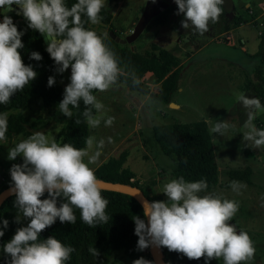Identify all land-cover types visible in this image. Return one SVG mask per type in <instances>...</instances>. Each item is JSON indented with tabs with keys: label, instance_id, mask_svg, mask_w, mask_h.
Returning a JSON list of instances; mask_svg holds the SVG:
<instances>
[{
	"label": "clouds",
	"instance_id": "9594fccd",
	"mask_svg": "<svg viewBox=\"0 0 264 264\" xmlns=\"http://www.w3.org/2000/svg\"><path fill=\"white\" fill-rule=\"evenodd\" d=\"M155 2V0H153ZM225 0H175L178 14H183L181 26L194 29L200 35L209 31L224 13ZM13 5L16 8H13ZM105 0H76L70 7L66 0H0V104H8L11 97L22 91L37 73L31 65H25L19 49L24 47L18 30L8 12L17 11L27 21L30 29L38 31L47 43L46 51L63 73L71 69L70 82L65 86L60 112L68 118L72 109L84 104L83 118L88 128L97 129L114 124L115 117L107 115L105 105L93 94L106 92L118 83L122 74L119 60L96 30L85 27L87 18L93 25L103 20L100 15ZM30 58L41 60L40 53L33 51ZM139 84L138 79L133 80ZM55 78L49 76L47 85L53 86ZM247 112L243 123V139L255 148L264 147V129L257 128L254 120L262 109L257 97L245 94L238 97ZM71 106V107H70ZM9 112H0V141L7 142ZM81 123L79 119L75 121ZM229 124L217 121L211 131L224 135ZM111 137L107 143H113ZM86 147L76 148L70 143H59L55 136L36 131L14 142L8 149V159L23 158V163L10 168L11 191L15 194L17 208L15 221L27 219V226L16 229L12 238L3 244V252L10 257L8 264H66L75 249L54 236L41 239L40 234L53 225L76 223L74 208L80 210L82 221L90 227L106 224L108 199L102 196V183L91 165L98 164L106 141L89 135ZM87 158V159H85ZM246 185L232 181L231 188L239 192ZM206 179L187 181L183 176L172 178L164 184L166 200L142 201L143 216H134V233L138 237L137 248L166 247L182 253L189 260L221 259L223 264H244L253 261L255 246L250 235L237 230L229 223L239 209V202L225 198L223 194L207 191ZM47 193V198L41 199ZM58 198L60 203L58 206ZM0 237L8 220L2 221ZM94 256L98 250L90 249ZM132 264H153L143 257Z\"/></svg>",
	"mask_w": 264,
	"mask_h": 264
},
{
	"label": "rangeland",
	"instance_id": "374dc122",
	"mask_svg": "<svg viewBox=\"0 0 264 264\" xmlns=\"http://www.w3.org/2000/svg\"><path fill=\"white\" fill-rule=\"evenodd\" d=\"M251 1L253 0H225L226 8L234 7L245 17L247 23L236 31L219 36L221 40L211 43L198 52L196 51L198 47L206 43L211 36L207 33L200 35L194 29H184L181 26L183 15L174 13L165 24L150 25L147 32L133 41L131 46L144 49L155 42L176 53L183 60L179 79L180 88L172 95V101L179 104L180 108L173 109L171 107H175L174 104L169 107L166 102L149 96L143 104V108L148 109L145 113L142 108L137 110L136 103L131 99L132 95L138 100H141L143 96L129 91L124 84L114 85L106 92L97 91L94 94L105 105L107 115L115 117L114 124L111 127H105L102 122L97 129L89 128L88 136L95 135L97 139L104 138L106 141L103 155L98 164L91 165L92 168L97 167L109 156H117L122 150L127 149L129 155L125 165L136 173L135 179L139 183L156 181L152 186L154 189L150 190L148 187L146 192L150 196L158 195L161 200H166L167 197L162 191L164 184L173 178L169 173L172 162L166 156L157 154L145 146L143 136L154 125L167 124L175 120L183 123L205 120L208 123L219 170L218 185L208 191L221 193L225 198L239 202V209L229 223L234 224L238 231H246L256 249L254 260L244 264H264V152H261L262 159L245 154L247 151L249 155H255L259 151L254 150L258 148H255L251 142L243 139L245 129L232 115L235 111L247 113L243 106L238 107L241 105L238 97L245 94L244 87L250 79V74L260 62L257 56H253L254 61H248L250 59H246L244 54L253 55L264 45L263 36L260 35L263 27L258 22L256 25L251 23L252 17L245 11H241V5ZM174 2L175 0H155V2L153 0H105V5H110L113 27L121 37H125L131 33L146 6H149L148 24L150 17L163 5ZM89 24L93 28L98 27L91 22ZM108 27L106 24L105 31ZM212 31L215 32L214 29ZM216 35L219 34L216 33ZM225 38L228 43L224 42ZM243 38L245 42L242 41ZM191 53H194L193 57L188 58ZM221 58L236 63H226ZM240 68L244 69L243 73L240 72ZM70 74V68L63 73H58L57 82L62 90L70 82ZM252 81L258 82L259 79L252 76ZM143 83L150 92L157 91L155 81L149 73L144 76ZM23 114L27 119L26 131L7 137V142L0 141V184L11 185V166L23 163L21 156H17L15 160L8 159V149L14 146V142L36 131L55 136L59 142L64 129L63 114L56 108L44 107L39 97ZM256 117L264 121V106L257 111ZM221 120L228 124L233 120L229 126H234L233 124L236 123V130L226 132L222 136L213 133L212 127ZM108 137H111L114 142L107 143ZM84 147L86 144L82 148ZM246 166L253 170L250 182L232 180L226 174L229 169H241ZM232 181H239L246 187L241 188L238 193L234 192L231 188ZM15 214L17 216V209ZM20 221L27 226V219L21 218ZM118 256L119 254L116 257ZM213 264H223V260L214 261Z\"/></svg>",
	"mask_w": 264,
	"mask_h": 264
},
{
	"label": "trees",
	"instance_id": "16d2710c",
	"mask_svg": "<svg viewBox=\"0 0 264 264\" xmlns=\"http://www.w3.org/2000/svg\"><path fill=\"white\" fill-rule=\"evenodd\" d=\"M76 0H66V4L70 7ZM224 13L220 16L219 21L210 25L221 34L229 31L246 20L236 13L228 16V11L223 4ZM174 13H178L177 5L174 3H166L150 20L143 32L142 36L147 32L150 25H163L171 18ZM12 17L18 30L24 32L21 37L24 47L19 49L22 60L25 65H31L37 73L36 78L24 87L22 91L15 93L8 104H0V112H9L8 116V132L7 137L14 134H21L26 131L27 119L23 112L30 108L37 97L41 98L42 105L46 108H56L59 110V102L63 99L64 90H62L57 82L58 67L49 53L43 46L42 35L28 27L24 17H20L15 13L6 14ZM100 15L103 17L101 22L108 24V30H114L116 35L120 34L112 25V13L110 5H105ZM183 15V14H179ZM3 17L0 16V21ZM85 27L96 30L98 34L104 35L105 44L115 52L122 74L118 83L127 86L130 91H138L142 94H149L154 99L162 100L166 103L171 101L172 94L178 89L180 79L182 59L176 53L165 49L155 42H152L147 48H133L131 43L121 44L115 42L105 31L100 32L101 24L97 28H93L87 21ZM264 28V26H263ZM264 37V29L263 34ZM121 37V36H120ZM218 39H221L218 37ZM225 40V39H224ZM40 53L42 59L37 61L30 58L31 52ZM262 56V62L255 70V74L259 79V83L254 84L255 96L260 99L261 105L264 106V46L257 53ZM150 73L155 83H159V92H150L144 86L143 77ZM49 76L55 78L53 86L47 85ZM138 79L139 84H135L133 80ZM249 87V85H248ZM97 91H94L95 94ZM71 107V106H70ZM84 104L81 101L78 109H72L73 116L71 118L64 117V129L61 133L59 143H70L76 148H82L89 134V128L83 118ZM79 119L81 123L75 121ZM264 129L263 126L258 127ZM143 143L151 151L166 156L171 162V174L173 178L183 176L187 181H197L206 179L208 190L214 189L218 185L219 170L216 164L212 140L209 134L208 125L205 120H198L189 123L173 121L167 124L154 125L143 136ZM129 151L122 150L117 156H109L95 168V175L99 180L115 182L128 186L139 188L149 201H158L161 198L150 196L146 191L148 187L153 190L154 180L139 183L136 180V173L125 165ZM227 176L232 180L250 182L253 170L251 167L234 168L226 171ZM134 179V180H133ZM12 185V184H11ZM7 184H0V191L5 189ZM102 196L108 199L109 203L106 208V214L109 220L106 224H99L96 227H90L85 224L80 215V210L74 208L76 215V223H61L59 219L46 228L40 234L41 239L48 236H54L65 245H71L75 251L71 254L66 264H132V261L143 257L146 260L153 261L150 248L139 250L137 248L138 237L134 233L135 223L134 216H139L145 220L143 216V208L140 203L131 195L103 189ZM47 198V193L41 199ZM15 194L7 197L0 204V228H3L2 221L8 220V227L4 228V235L0 237V264H8L10 257L3 252V244L9 241L14 235L17 228L25 226L21 221H15L14 206ZM58 198V206L60 203ZM98 250V256H94L91 248ZM162 258L165 264H205L202 257L199 260H189L182 253L169 251L166 247H161ZM120 251V252H119ZM119 254L118 257H116ZM119 259V260H118ZM221 259H212L207 264H213L214 261Z\"/></svg>",
	"mask_w": 264,
	"mask_h": 264
},
{
	"label": "crops",
	"instance_id": "0c3cea01",
	"mask_svg": "<svg viewBox=\"0 0 264 264\" xmlns=\"http://www.w3.org/2000/svg\"><path fill=\"white\" fill-rule=\"evenodd\" d=\"M224 5H225V2H224ZM225 7H226V5H225ZM227 9V8H226ZM249 10L250 11H252L251 13L249 12ZM227 11H228V16H231L233 13H236V14H238V15H241L240 13H238L236 10H235V8L234 7H230L229 9H227ZM241 11H245L247 14H248V16H251L252 17V19H251V23H253L254 25H256L257 24V22L259 23V25H261L262 27L264 26V0H253V1H251V2H245V3H243L242 5H241ZM244 19H245V17L243 16V15H241ZM246 20V19H245ZM247 23V20H246V22H244V23H241L240 25H238L237 27H235V28H233V29H231V30H229V31H226V32H223V33H221V34H219V35H216V31L213 33V31H212V29H213V27L212 26H210L211 28H209V31L208 32H206L209 36H211V38L208 40V41H206V43H204L203 45H201L200 47H198V49L196 50L197 52L198 51H200L201 49H203L204 47H207V46H209L211 43H214V42H217V41H219V40H221V39H218V37L219 36H221V35H227V34H229V33H231V32H233V31H236V30H238V29H240L241 27H242V25H244V24H246ZM264 29V28H263ZM199 34V33H198ZM262 34H263V30H262V32L260 33V35L262 36ZM228 40L225 38V40H224V42H226V43H228L227 42ZM243 42H245V40H244V38H243V40H242ZM263 41H264V37H263ZM264 46V45H263ZM242 49H243V47H242ZM260 50V49H259ZM258 51V50H257ZM257 51H255V53L253 54V55H249V54H244V56H245V58L246 59H250V60H248V61H254V59H253V56H257V57H259L260 58V62H259V64L262 62V56L261 55H257V53L259 52H257ZM193 55H194V53H191L189 56H188V58H192L193 57ZM221 60H223V61H225L226 63H231V64H234V63H236V62H234V61H231V60H228V59H226V58H221ZM182 65H183V60H182ZM258 67V66H257ZM256 67V68H257ZM256 68L253 70V72L250 74V79H249V81L246 83V85H245V87H244V89H245V94H246V96L247 97H249V98H252V97H256L255 96V92H254V84H256V83H259L260 81H258V82H255V81H252V76H255V78L256 79H258V77L256 76V74H255V70H256ZM263 75H264V65H263ZM243 71H244V69L243 68H240V72H242L243 73ZM148 74V73H147ZM149 75L151 76V74L149 73ZM152 77V76H151ZM144 78V77H143ZM154 80V79H153ZM155 85L157 86V91H155V92H159V83H155ZM248 85H249V87H248ZM127 87V86H126ZM180 87H179V82H178V89H179ZM127 89L130 91V89L127 87ZM177 89V90H178ZM176 90V91H177ZM135 92H137L140 96H143L142 97V99L141 100H138L137 99V97H136V99H135V97H134V95H132L131 96V99L136 103V109L138 110L139 108H142V109H144L143 110V112H145V113H147L148 112V109L147 108H143V104H144V101L149 97V94H142V93H140V92H138V91H133V93H135ZM173 95V94H172ZM168 104V106L169 107H171V104H174L175 105V107H171V108H173V109H179L180 108V105L179 104H176V103H174L173 101H172V97H171V101L169 102V103H167ZM241 104V103H240ZM263 106V105H262ZM235 107H237V105H235ZM238 107H242V104L241 105H239ZM233 116H235L236 117V119H237V121L236 122H238L241 126H243L241 123H244V121L246 120L245 118H246V115H247V113L245 114L244 112H241V111H235V113L234 114H232ZM232 122H233V120H231V122H230V124H232ZM254 123H255V125H256V127L258 128V127H261V123L263 124V127H264V121H262V120H260L258 117H255V120H254ZM229 124V125H230ZM207 125H208V123H207ZM234 126H229V128H228V130L226 131V132H233V131H235L236 130V126H237V124L235 123V124H233ZM208 130H209V127H208ZM225 132V133H226ZM209 134H210V131H209ZM125 137H127V136H125ZM125 137H123V139L125 138ZM254 150H258L259 151V153H255V155H249L250 153H248L247 151L245 152V154L247 155V156H253V157H255V158H257V159H262V155H261V152H264V148H258V149H254ZM253 151V150H252ZM105 159V158H104ZM103 159V160H104ZM107 159V158H106ZM105 159V160H106ZM103 162V161H102ZM96 168V167H95ZM94 168V169H95ZM170 174H171V171L169 172ZM172 175V174H171ZM156 182V181H155ZM158 182V181H157ZM150 189V188H149ZM153 189H154V187H153Z\"/></svg>",
	"mask_w": 264,
	"mask_h": 264
},
{
	"label": "water",
	"instance_id": "95a60500",
	"mask_svg": "<svg viewBox=\"0 0 264 264\" xmlns=\"http://www.w3.org/2000/svg\"><path fill=\"white\" fill-rule=\"evenodd\" d=\"M13 8L15 9L16 6L13 5ZM11 12H8L6 14H10ZM12 13L17 14V11H12ZM20 17H23L22 14H17ZM147 16H148V8L147 6L145 7L144 11L142 12V15L140 16L139 20L137 21L136 25L134 26L133 30L131 33L125 37H120L116 35L114 30H108L107 33L108 35L115 40V42L121 43V44H130L133 41H135L139 35L143 32L144 28L147 25ZM101 28L100 32L104 33L105 32V23L101 22ZM42 35V34H41ZM43 38V46L46 49L47 48V41L45 40L44 36L42 35ZM134 48V47H133ZM102 188L103 189H108V190H114V191H119V192H124L127 193L131 196H133L142 206V201L149 199L144 195V193L137 187L134 186H128L124 184H119L115 182H109V181H102ZM12 185L7 186L5 189L0 191V204L5 200L7 197L11 196L14 194V192L11 191ZM147 220V218H146ZM150 253L152 255L153 260L155 261L156 264H165L162 258V250L161 247L157 248L154 246H150Z\"/></svg>",
	"mask_w": 264,
	"mask_h": 264
},
{
	"label": "built area",
	"instance_id": "2783aa9c",
	"mask_svg": "<svg viewBox=\"0 0 264 264\" xmlns=\"http://www.w3.org/2000/svg\"><path fill=\"white\" fill-rule=\"evenodd\" d=\"M249 12L251 13L252 11L249 10ZM261 126H263V124L261 123Z\"/></svg>",
	"mask_w": 264,
	"mask_h": 264
},
{
	"label": "flooded vegetation",
	"instance_id": "af4514ba",
	"mask_svg": "<svg viewBox=\"0 0 264 264\" xmlns=\"http://www.w3.org/2000/svg\"><path fill=\"white\" fill-rule=\"evenodd\" d=\"M147 8L149 9V6H147Z\"/></svg>",
	"mask_w": 264,
	"mask_h": 264
}]
</instances>
